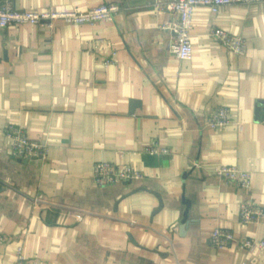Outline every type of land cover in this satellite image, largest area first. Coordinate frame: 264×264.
<instances>
[{"label":"crops","instance_id":"1","mask_svg":"<svg viewBox=\"0 0 264 264\" xmlns=\"http://www.w3.org/2000/svg\"><path fill=\"white\" fill-rule=\"evenodd\" d=\"M111 1L122 4L112 21L0 28V264H15L19 246L40 264H264L258 247L210 240L216 227L264 237V219L240 220L244 200L264 206V0L197 7L186 60L171 51L161 28L170 15L155 0L15 5ZM217 26L242 36L246 52L228 50L211 34ZM217 106L232 122L212 128ZM12 127L46 156L14 155ZM98 161L144 176L100 187ZM225 165L251 172L249 192L214 173Z\"/></svg>","mask_w":264,"mask_h":264},{"label":"built area","instance_id":"2","mask_svg":"<svg viewBox=\"0 0 264 264\" xmlns=\"http://www.w3.org/2000/svg\"><path fill=\"white\" fill-rule=\"evenodd\" d=\"M234 0H155L154 7L157 12L168 13L170 20L161 25V28L172 33L170 42L171 51L181 60L193 57V45L191 41V28L193 17L197 7L209 6L217 12L224 5L231 4ZM253 2L260 0H244ZM122 4L118 1L101 3L86 10H66L63 8H51L47 10H23L15 5V0H0V28L11 24L35 23L42 24L46 21L50 24L57 20L68 23L96 24L100 21H112L121 10ZM211 34L218 39L228 50L237 54L246 52V41L240 35L230 33L221 27H213ZM109 61H112L111 59ZM232 122L231 111L227 106H217L207 117V126L221 128ZM12 138V152L20 157L39 156L45 157L46 145L29 138L27 133L19 127L9 129ZM149 150L158 151V146H149ZM227 184L235 185L245 192L252 187V174L234 165H225L214 169ZM143 173L132 165L119 166L108 161H98L94 165V182L100 187H106L116 183L132 182L143 178ZM264 219V206L252 199L241 203L240 220L243 225H248L257 220ZM6 236L0 233V240H6ZM214 247L223 248L229 244H235L239 250H249L258 247L264 252V237L241 236L233 231L216 227L210 235ZM15 264H40L35 258L27 257L23 247L17 249ZM243 264H249L244 262Z\"/></svg>","mask_w":264,"mask_h":264}]
</instances>
